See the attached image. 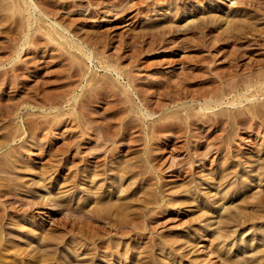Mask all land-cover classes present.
I'll return each instance as SVG.
<instances>
[{"label":"rangeland","instance_id":"obj_1","mask_svg":"<svg viewBox=\"0 0 264 264\" xmlns=\"http://www.w3.org/2000/svg\"><path fill=\"white\" fill-rule=\"evenodd\" d=\"M29 1L0 0V165L14 173H0V191L21 181L16 197L1 199L18 201L2 233L11 252L37 254L39 236L53 234L54 248L39 250L67 264H263L264 79L255 77L264 78V0ZM160 85L180 98L160 96ZM212 96L222 103L199 116L197 104ZM144 102L151 118L138 111ZM99 200L123 210L90 218ZM19 218L17 229L10 221ZM15 229L24 238L11 237Z\"/></svg>","mask_w":264,"mask_h":264},{"label":"bare ground","instance_id":"obj_2","mask_svg":"<svg viewBox=\"0 0 264 264\" xmlns=\"http://www.w3.org/2000/svg\"><path fill=\"white\" fill-rule=\"evenodd\" d=\"M31 1V0H30ZM29 1V2H30ZM48 1V0H47ZM27 2V1H26ZM55 2H57V1H55ZM60 2V1H59ZM66 2V1H65ZM40 3V2H39ZM46 3V2H45ZM44 3V4H45ZM48 3V2H47ZM22 4V3H21ZM55 4V3H54ZM31 5L32 6H34V7H36V5L32 2L31 3ZM46 5V4H45ZM58 5V4H57ZM61 5V4H60ZM31 6V7H32ZM50 6V5H49ZM72 6V5H71ZM27 7V6H26ZM42 7H43V5H42ZM47 7V6H46ZM67 7V6H66ZM30 8V7H29ZM49 8V7H48ZM31 9V8H30ZM36 9V8H35ZM38 9V8H37ZM42 9V8H41ZM47 9V8H46ZM45 8H44V10H46ZM50 9V8H49ZM63 9V8H62ZM39 10V9H38ZM37 10V11H38ZM43 10V9H42ZM17 12H18V10H16ZM30 11V10H29ZM52 11H53V9H52ZM40 12V11H39ZM55 12V11H54ZM57 12V11H56ZM43 13H44V11H43ZM42 13V14H43ZM46 13V12H45ZM23 14V13H22ZM46 14H48V13H46ZM50 14H52L53 15V13H51V11H50ZM19 15V14H18ZM49 15V14H48ZM29 16V15H28ZM50 16V15H49ZM56 16V15H55ZM30 17V16H29ZM45 17V16H44ZM46 17H47V15H46ZM53 17V16H52ZM240 21V20H239ZM237 22V21H236ZM234 23V22H233ZM237 24H239V23H237ZM236 24V25H237ZM235 25V26H236ZM231 26H233V25H231ZM238 26H242V25H238ZM237 26V27H238ZM233 28V27H232ZM239 28V27H238ZM229 29H231V27H229ZM234 29H235V27H234ZM236 30L238 31V29L236 28ZM236 31V32H237ZM240 31V30H239ZM121 57H123V56H121ZM234 57V56H233ZM228 58V57H227ZM234 59V58H233ZM238 63V62H237ZM193 65V64H192ZM195 67V66H194ZM199 67V66H198ZM117 69V68H116ZM262 71V70H261ZM119 72V71H118ZM122 72V71H121ZM206 72V71H205ZM230 72V71H229ZM3 73V72H2ZM259 74H260V71L258 72ZM262 73L263 72H261V76H263L262 75ZM121 74V73H120ZM1 75V74H0ZM3 75V74H2ZM238 75V74H237ZM241 75V74H240ZM252 75H253V73H252ZM244 76H246V75H244ZM251 76V75H250ZM186 77H187V75H186ZM235 77V76H234ZM243 77V76H242ZM241 77V78H242ZM247 77H248V73H247ZM131 78V77H130ZM222 78H223V76H222ZM237 78V77H236ZM245 78V77H244ZM256 79H255V83H261L262 81H263V79L264 78H261L260 76L258 77H255ZM187 79V78H186ZM247 79V78H246ZM252 79H254V78H252ZM183 80V79H182ZM181 80V81H182ZM237 80V79H236ZM241 80V79H240ZM3 81V80H2ZM7 81H9V80H7ZM185 81V80H184ZM183 81V82H184ZM235 81V80H234ZM10 82H11V80H10ZM9 82V83H10ZM162 83V82H161ZM164 83V82H163ZM162 83V84H163ZM236 83V82H235ZM235 83H234V85H235ZM161 84V85H162ZM164 84H166V83H164ZM168 84V83H167ZM166 84V85H167ZM175 84V83H174ZM176 84H178V83H176ZM180 84V83H179ZM237 84H238V82H237ZM161 85L159 86V89H160V87H161ZM172 85V84H171ZM183 85H185V84H183ZM219 85V84H218ZM253 85L254 84H251V81L250 80H241L240 81V84H239V86L238 87H242V86H245L246 88L245 89H249L250 87H253ZM164 87L162 88V89H160L161 91H159V90H157V93H158V91H159V95L160 96H162V97H167L168 95H169V97L170 96H172L173 97V99L174 98H180V96H179V91H178V89H177V87L175 88V90H177V92L176 91H171L170 89L173 87V85H172V87L170 88L169 86L166 88L165 87V85H163ZM179 86H182V85H178V87ZM220 86V85H219ZM237 86V85H236ZM217 87V86H216ZM232 87H234V86H232ZM262 87V86H261ZM156 88H157V86H156ZM174 88H173V90H174ZM180 88V87H179ZM224 88V87H223ZM133 89H134V87H133ZM155 89V88H154ZM181 89V88H180ZM184 89H186V88H184ZM183 89V90H184ZM210 89V88H209ZM209 89H207V90H209ZM216 89V88H215ZM136 90V89H135ZM196 90V89H195ZM210 90H213V88L212 89H210ZM230 90V89H229ZM232 90V89H231ZM238 90H239V88H238ZM156 91V90H155ZM181 91V90H180ZM185 91V90H184ZM188 91V90H187ZM194 91V90H193ZM204 91H205V89H204ZM220 91V90H219ZM227 91V90H226ZM257 91V90H256ZM136 92V91H135ZM208 91H206V93H207ZM212 92V91H211ZM214 92V91H213ZM217 92H218V90H217ZM231 92V91H230ZM155 93V92H154ZM244 93V92H243ZM145 94H148L147 92L145 93ZM184 94V93H183ZM183 94H181V95H183ZM196 94H198V93H196ZM210 94H212V93H210ZM139 95V94H138ZM186 96H187V94H185ZM199 95V94H198ZM206 95V94H205ZM204 95V96H205ZM209 95V94H208ZM217 95V94H216ZM246 95V94H245ZM141 96V95H140ZM143 96V95H142ZM154 96V95H153ZM207 96V95H206ZM251 96H253V94H251ZM255 96V95H254ZM71 97V96H70ZM146 97H147V95H146ZM192 97V96H191ZM196 97V96H195ZM199 97V96H198ZM219 97V96H218ZM218 97L217 96H215V97H210L209 99H204L203 101L201 100V99H197V100H199V101H202L201 103H199V104H197V107H198V109H199V111H200V114H199V116H204V117H207L208 116V114H209V111L211 112L212 110H213V108L214 107H216V106H218V105H220L221 103H222V101H219L218 100ZM237 97V96H236ZM72 98V97H71ZM129 98V97H128ZM144 98V97H143ZM142 98V99H143ZM158 98V97H157ZM186 98V97H185ZM192 98H194V97H192ZM139 99H141V98H139ZM195 99V98H194ZM246 100H248L249 101V98L247 99V98H245ZM144 100H146V98L145 99H143V101ZM164 100V99H163ZM168 100V99H167ZM175 100V99H174ZM238 100V99H237ZM115 101V100H114ZM129 101V100H128ZM148 99H147V102L146 103H148ZM172 101V100H171ZM176 101V100H175ZM182 101V100H181ZM194 101V100H193ZM198 101V102H199ZM242 101V100H241ZM241 101H239V103H241ZM245 101V100H244ZM75 102V101H74ZM174 102V101H173ZM178 102V101H177ZM192 102V101H191ZM194 102H196V101H194ZM197 102V103H198ZM78 103V102H77ZM145 102L142 104V107L141 108H138V111H140L141 112V110L143 111V113H144V118H151V116H153L154 114H156V112H155V110H153L154 109V107H152L153 109H148V107L149 106H147V105H149V104H146ZM239 103L237 102V104L239 105ZM158 104H160V103H158ZM227 104H229V105H232V106H235V105H237L236 104V100H231L230 102H227ZM254 104V103H253ZM141 105V104H140ZM178 105V104H177ZM78 106V105H77ZM251 106V105H250ZM159 106H157V108H158ZM242 107V106H241ZM245 107V106H244ZM253 107H254V105H253ZM6 108V107H5ZM4 108V110L3 111H5L6 109ZM108 108V107H107ZM246 108V107H245ZM125 109V108H124ZM123 109V110H124ZM251 109H253L252 107H251ZM245 110V109H244ZM259 110V109H258ZM120 111V110H119ZM134 111V110H133ZM236 111V110H235ZM238 111V110H237ZM1 112V111H0ZM122 112V111H121ZM120 112V114H122ZM187 112V111H186ZM185 112V113H186ZM255 112V111H254ZM130 113V112H129ZM128 113V114H129ZM188 113H189V111H188ZM216 113V112H215ZM242 113V112H241ZM253 113V112H252ZM252 113H250V115L252 114ZM71 114V113H70ZM119 114V115H120ZM138 114V113H137ZM187 114V113H186ZM194 114V113H193ZM220 114V113H219ZM243 114V113H242ZM2 115V114H1ZM4 115V114H3ZM71 115H73V114H71ZM127 115V114H126ZM188 115V114H187ZM216 115V114H215ZM218 115V114H217ZM222 115V114H221ZM258 115V114H257ZM256 115V116H257ZM262 115V114H261ZM75 116V115H74ZM114 116V115H113ZM118 116V115H117ZM192 116V115H191ZM190 116V117H191ZM210 116V115H209ZM220 116V115H219ZM260 116V115H259ZM120 117V116H119ZM195 117V116H194ZM193 117V118H194ZM212 117V116H211ZM223 117H224V115H223ZM251 117V116H250ZM258 117V116H257ZM107 118V117H106ZM129 118H130V116H129ZM132 118H133V116H132ZM135 118V117H134ZM141 118V117H140ZM144 118H142V119H138L139 121L141 120V122H143L144 124H145V119ZM172 118V117H171ZM176 118V117H175ZM183 118V117H182ZM201 118V117H200ZM203 118V117H202ZM201 118V119H202ZM209 118V117H208ZM213 118H215V117H213ZM219 118V117H218ZM218 118H216V119H218ZM221 118V117H220ZM254 118V117H253ZM54 119H55V117H54ZM112 119V118H111ZM110 119V120H111ZM119 119V118H118ZM123 119V118H122ZM121 119V120H122ZM125 119V118H124ZM160 119V118H159ZM191 119H192V117H191ZM190 119V120H191ZM205 119V118H204ZM211 119V118H210ZM210 119H208V120H210ZM135 120H136V118H135ZM134 119H133V121H135ZM137 120V121H138ZM161 120V119H160ZM165 120V119H164ZM175 120V119H174ZM181 120V119H180ZM194 120H196V118L194 119ZM206 120V119H205ZM220 120V119H219ZM251 120V119H250ZM72 121H73V119H72ZM75 121V120H74ZM118 121H120V120H118ZM123 121V120H122ZM126 121V120H125ZM130 121V120H129ZM129 121L127 122V123H129ZM167 121V120H166ZM202 121V120H201ZM215 121V120H214ZM46 122H47V120H46ZM71 122V121H70ZM150 123L152 122V121H149ZM171 122V121H170ZM173 122H175V121H173ZM213 122V121H212ZM48 123H49V121H48ZM131 123V122H130ZM129 123V124H130ZM132 123H136V122H132ZM153 123V122H152ZM168 123V122H167ZM166 123V124H167ZM196 123V122H195ZM194 123V124H195ZM215 123V122H214ZM219 123V122H218ZM222 123V122H221ZM242 123H244V122H242ZM31 124H33V123H31ZM36 124H38V122H36ZM40 124V123H39ZM101 124V123H100ZM119 124V123H118ZM140 124V123H139ZM164 124V123H163ZM176 124V123H175ZM191 124V123H190ZM136 125H137V123H136ZM148 125V124H147ZM153 125V124H152ZM168 125H169V123H168ZM170 125H172V122H171V124ZM221 125V124H220ZM223 125H224V123H223ZM36 126V125H35ZM38 126H40V125H38ZM110 126V125H109ZM117 126V125H116ZM123 126V125H122ZM160 126V125H159ZM34 127V126H33ZM86 127V126H85ZM104 127V126H103ZM107 127V126H106ZM106 127H104V131H105V128ZM148 127H150V126H148ZM147 127V128H148ZM154 127V126H153ZM165 127V126H164ZM193 127V126H192ZM220 127V126H219ZM222 127V126H221ZM40 128V127H39ZM48 128V127H47ZM46 128V129H47ZM102 128V127H101ZM108 128V127H107ZM106 128V129H107ZM126 128V127H125ZM218 128V127H217ZM223 128V127H222ZM1 129V128H0ZM28 129V128H27ZM31 129V128H30ZM30 129H28L29 131H30ZM88 129V128H87ZM97 129V128H96ZM123 129V128H122ZM129 129V128H128ZM139 129H141V127L139 128ZM158 129V128H157ZM168 129V128H167ZM170 129V128H169ZM100 130V129H99ZM117 130V129H116ZM149 130V129H148ZM148 130H146V131H148ZM165 130V129H164ZM218 130V129H217ZM34 131V130H33ZM103 131V132H104ZM126 131V130H125ZM129 131V130H128ZM141 131H142V129H141ZM153 131H154V129H153ZM152 131V132H153ZM155 131H157V130H155ZM179 131H181V130H179ZM189 131V130H188ZM109 132V131H108ZM108 132H105V134H103L102 133V131L100 132V133H102L103 135L102 136H106L107 138H111V135L108 133ZM158 132V131H157ZM156 132V133H157ZM182 132V131H181ZM180 132V133H181ZM191 132H193V131H191ZM32 133V132H31ZM97 133H98V131H97ZM96 133V137H98L99 135ZM123 133V132H122ZM128 133H130V132H128ZM140 133V132H139ZM148 133V132H147ZM174 133V132H173ZM178 133V132H177ZM3 134V133H2ZM117 134V133H116ZM141 134V133H140ZM126 135H127V133L125 134V135H122V136H124V137H126ZM192 135V134H191ZM195 135V134H194ZM5 136H6V134H5ZM105 136H104V138H105ZM115 135H113V137H114ZM130 136V135H129ZM156 136V135H155ZM9 137V136H8ZM149 137V136H148ZM153 135H152V138L151 139H153ZM187 137L189 138V136L187 135ZM1 138V137H0ZM106 138V139H107ZM137 138H139V137H137ZM147 138V137H146ZM9 139V138H8ZM131 139H132V137H131ZM6 140V139H5ZM75 140V139H74ZM133 140V139H132ZM135 140V139H134ZM130 140L128 139V142H129ZM3 142H4V139H3ZM118 142V141H117ZM116 142V143H117ZM135 142V141H134ZM226 142V141H225ZM75 143V142H74ZM217 143H219V142H217ZM216 143V144H217ZM104 144V143H103ZM212 143H210V145H211ZM102 145V144H101ZM223 145H224V143H223ZM96 146V145H95ZM99 146V145H98ZM213 146V145H212ZM100 147H103V146H100ZM8 148V147H7ZM10 148V147H9ZM75 148V147H74ZM78 148V147H77ZM98 148V147H97ZM15 150V149H14ZM101 150V149H100ZM6 151V150H5ZM11 151V150H10ZM73 151V150H72ZM75 151V150H74ZM103 151V150H102ZM7 153V152H6ZM11 153V152H10ZM5 154V153H4ZM12 154V153H11ZM10 154V155H11ZM9 155V156H10ZM72 156V155H71ZM5 157H6V155H5ZM8 157V156H7ZM82 157H84V156H82ZM93 157V156H92ZM102 157V156H101ZM2 158V157H1ZM0 158V159H1ZM85 158V157H84ZM8 159V158H7ZM87 159V158H86ZM72 160V159H71ZM1 161H3V162H5V160H2L1 159ZM10 162V161H9ZM74 162V161H73ZM99 162V161H98ZM101 162V161H100ZM108 162V161H107ZM6 163V162H5ZM9 164V163H8ZM7 165V164H6ZM93 165V164H92ZM102 165V164H101ZM112 165V164H111ZM100 166V165H99ZM98 166V167H99ZM119 166V165H118ZM117 166V167H118ZM120 166H121V163H120ZM7 168H8V165L6 166ZM5 167V164H3V163H1V165H0V173L1 174H4L8 169ZM97 167V166H96ZM121 167H124V166H121ZM127 167H128V165H127ZM26 168H28V167H26ZM68 168V167H67ZM120 168V167H119ZM125 168V167H124ZM11 169V168H10ZM14 170V169H13ZM93 170V169H92ZM101 170V169H100ZM116 170V169H115ZM118 170V169H117ZM116 170V171H117ZM129 170V169H128ZM10 171H12V170H10ZM39 171V170H38ZM119 171V170H118ZM118 171H117V174H118ZM30 172V171H29ZM47 172V171H46ZM99 172V171H98ZM7 173V172H6ZM5 173V174H6ZM10 173H13V172H10ZM9 173V171H8V173L7 174H9V176L7 177L6 175H5V178H9L10 179V175H13V174H10ZM16 173V172H15ZM45 173V172H44ZM38 173H36V175H37ZM89 175H91V174H89ZM94 175H96V174H94ZM14 176V175H13ZM13 176H11V178L13 177ZM18 176V175H17ZM17 176H15L14 178H12V179H18V178H16ZM97 176V175H96ZM117 176V175H116ZM39 177H41V176H39ZM74 177V176H73ZM98 177V176H97ZM4 178V176H2V175H0V185H2V180L3 181H6V179L4 180L3 179ZM89 178V177H88ZM91 178V177H90ZM93 178V177H92ZM100 178V177H99ZM152 178V177H151ZM9 179H8V181H9ZM11 179V180H12ZM22 179V178H21ZM75 179V178H74ZM116 179V178H115ZM16 180H15V182H12V185L14 186V187H16V186H18V185H16V184H18V182H21V181H17V183H16ZM36 180V179H35ZM89 180V179H88ZM110 180V179H109ZM119 180V179H118ZM13 181V180H12ZM27 181V180H26ZM38 181V180H37ZM115 181V180H114ZM34 182H36V181H34ZM72 182V181H71ZM75 182V181H74ZM113 182V181H112ZM118 182V181H117ZM116 182V183H117ZM102 183V182H101ZM115 183V182H114ZM26 184V183H25ZM25 184H24V186H25ZM33 184V183H32ZM32 184H31V186H32ZM5 185H6V183H5ZM27 185V184H26ZM81 185V184H80ZM244 185V184H243ZM3 186V185H2ZM2 186H0V187H2ZM7 186H8V184H7ZM28 186H30V185H28ZM44 186L45 185H43V188H44ZM70 186V185H69ZM81 186H83V185H81ZM117 186V185H116ZM9 187V189H7ZM6 189H2L1 191H0V264H67L69 261H71V259H66L67 261H58V259L57 258H52V256H51V254H50V256H51V259H50V257H48L49 255H47V254H43L44 252H42L41 250H39V248L40 247H43V249L45 248L44 246H48V245H50V247L52 246H54V245H52V244H54V242H55V236H53V234L52 235H49L48 236V234L46 235V237L44 236V237H41V236H39V238H38V235H37V237L36 238H38V240H40V242H38V240L36 239V241L38 242L37 244V246H35V248H37L38 249V251H40V252H38L37 254H36V252L37 251H35V254H30L29 253V250L27 251L26 249H25V251L23 250V251H18V248L16 249V251H13V252H11L12 250H11V248L9 247V246H7L5 243V240L2 238L3 237V235H2V233H3V231H5V228H4V225H5V221L8 219L9 220V218H12L10 215V213H16L17 211H18V208L19 207H14L13 205H16L15 203L16 202H18L16 199H14V198H7V199H5V200H1L2 199V197L4 196V194L6 193V196L8 195L7 193H10V194H12L11 196H13V197H16L14 194H15V192H14V190H13V188L14 187H11L10 186V184H9V186H8ZM11 187V188H10ZM18 187H20V186H18ZM41 187V186H40ZM159 187V186H158ZM3 188V187H2ZM5 188V187H4ZM42 188V189H43ZM95 188V187H94ZM118 188V187H117ZM240 188V187H239ZM249 187H246L245 189H248ZM16 189V188H15ZM20 189V188H19ZM25 189V188H24ZM33 189V188H32ZM36 189V188H35ZM44 189H46V188H44ZM50 189H52V188H50ZM61 189V188H60ZM87 189V188H86ZM120 189V188H119ZM47 190V189H46ZM70 190V189H69ZM35 191V190H34ZM58 191H60V190H58ZM95 191V190H94ZM160 191V190H159ZM248 191V190H247ZM29 192V191H28ZM92 192V191H91ZM118 192H119V190H118ZM117 192V193H118ZM163 192V191H162ZM47 193V192H46ZM54 193V192H53ZM88 193V192H87ZM86 193V194H87ZM9 194V195H10ZM83 194V193H82ZM93 194V193H92ZM24 195H26V194H24ZM47 195H49V197H47V198H49V201H50V196L53 198V196H52V193H51V195L48 193V194H46V196ZM54 195V194H53ZM69 195V194H68ZM161 195V194H160ZM41 196L43 197V195L41 194ZM77 196V195H76ZM198 196V195H197ZM5 197V196H4ZM31 197V196H30ZM71 197V196H70ZM95 197V196H94ZM111 197V196H110ZM18 198H19V196H18ZM36 198V197H35ZM46 198V197H45ZM57 198V197H56ZM86 198V197H85ZM200 198V197H199ZM260 199L262 198V197H259ZM22 199V198H21ZM39 199V198H38ZM38 199H36V200H38ZM71 199V198H70ZM76 199V198H75ZM108 199V198H107ZM146 199V198H145ZM33 200V199H32ZM31 200V201H32ZM55 200V199H54ZM101 200H103V199H101ZM119 200V199H118ZM262 200V199H261ZM25 201V200H24ZM27 201V200H26ZM34 201H35V199H34ZM44 201V200H43ZM52 201H53V199H52ZM68 201V200H67ZM76 201V200H75ZM83 201V200H82ZM104 201V200H103ZM106 201V200H105ZM120 201V200H119ZM144 201V199L143 200H141V202H143ZM258 201V200H257ZM28 202V201H27ZM27 202H24V203H27ZM45 202V201H44ZM64 202V201H63ZM69 202V201H68ZM99 202H100V200H99ZM140 202V203H141ZM145 202V201H144ZM143 202V203H144ZM149 202V201H148ZM147 202V203H148ZM248 202V201H247ZM251 202V201H250ZM261 202V201H260ZM41 203H42V201H41ZM61 203V202H60ZM106 205H105V204ZM104 203H102V202H100V203H97L98 205H97V207H96V209H93L91 212H90V210H89V212L91 213V215H90V218H97V219H105V218H103V216L106 214V215H108V210L110 211V209L112 208V206L111 205H113V209L115 208V213L117 212L116 210H120L121 211V209L123 208L122 206H119V205H114L113 203L112 204H110V203H106V202H104ZM118 203V202H117ZM152 203V202H151ZM150 203V204H151ZM21 204H23V202L21 203ZM21 204H18L19 206L21 205ZM40 204V203H39ZM55 204V203H54ZM59 204V203H58ZM92 204V203H91ZM110 204V205H109ZM121 204V203H120ZM244 204H245V202H244ZM249 204V203H248ZM29 206V209L30 210H33V208H36V207H34V206H37L38 205V202H35V203H31L30 202V204H28ZM47 205V204H46ZM49 205V204H48ZM57 205V204H56ZM60 205V204H59ZM62 205H64V204H62ZM65 205H66V203H65ZM69 205V204H68ZM102 205H104V207L102 206ZM145 205H146V203H145ZM264 205V204H263ZM22 206V205H21ZM20 206V208H23V207H21ZM41 206V205H40ZM61 206V205H60ZM73 206V205H72ZM75 206V205H74ZM240 206V205H239ZM243 206V205H242ZM58 207V206H57ZM103 207V208H102ZM122 207V208H121ZM208 207V206H207ZM246 207V206H245ZM253 207V206H252ZM257 207V206H256ZM66 208H68V207H66ZM77 208V207H76ZM94 208V207H93ZM100 208H102L101 210H100ZM121 208V209H120ZM238 208V207H237ZM248 208H250V206L248 207ZM254 208V207H253ZM252 208V209H253ZM62 209V208H61ZM69 209H70V207H69ZM73 209H75V207L74 208H72V209H70L71 211L73 210ZM81 209V208H80ZM83 209V208H82ZM81 209V210H82ZM92 209V208H91ZM99 209V210H98ZM143 209V208H142ZM152 209V208H151ZM151 209L150 210H148V211H151ZM241 209V208H240ZM245 209V208H244ZM247 209V208H246ZM20 210V209H19ZM22 210V209H21ZM66 210V209H65ZM64 210V211H65ZM76 210V216H77V209H75ZM74 210V211H75ZM80 210V211H81ZM118 210V211H119ZM123 210V209H122ZM216 210V209H215ZM249 210V209H248ZM83 211H85V209L83 210ZM88 211V210H87ZM120 211H119V213H120ZM238 211H240L239 210V208H238ZM244 211V210H243ZM243 211H241V212H243ZM69 212V211H68ZM105 212H107V213H105ZM111 212V214H113L112 212H114V211H110ZM125 212V211H124ZM123 212V213H124ZM147 212V211H146ZM218 212V211H217ZM225 212V211H224ZM240 212V213H241ZM84 213V212H83ZM104 213V215L102 216V214ZM119 213H118V215H119ZM127 213V212H126ZM126 213H124V214H126ZM149 213V212H148ZM148 213H147V215H148ZM151 213V212H150ZM230 213V212H229ZM238 213V212H237ZM73 214V213H72ZM79 214V213H78ZM136 214V213H135ZM145 214V213H144ZM217 214V213H216ZM219 214V213H218ZM226 214V213H225ZM224 214V215H225ZM231 214V213H230ZM239 214V213H238ZM243 214V213H242ZM44 215H48L47 214V212H45L44 213ZM83 215H86V214H83ZM82 215V216H83ZM120 215H122V214H120ZM228 215V214H227ZM79 216H81V215H79ZM78 216V217H79ZM128 216H129V214H128ZM235 216V215H234ZM245 216V215H244ZM105 217V216H104ZM117 217H119V216H117ZM147 217V216H146ZM227 217V216H226ZM229 217V216H228ZM231 217H232V214H231ZM14 218H18V216H16V217H13L12 219H14ZM74 218V217H73ZM81 218V217H80ZM84 218V217H83ZM128 218H130V216L128 217ZM220 218H221V216H220ZM223 219H224V217H222ZM230 218V217H229ZM244 218V217H243ZM21 219H23V221H25L26 219L27 220H29V217L27 216L26 218H25V220H24V218H23V216L21 217ZM20 218H19V220H11L10 221V223L15 227L16 225H18V223H21V225H23V221L21 220ZM123 219V218H122ZM125 219V218H124ZM253 219V218H252ZM72 220V219H71ZM78 220V219H77ZM80 220V219H79ZM226 220V219H225ZM240 220V219H239ZM247 220V219H246ZM254 220V219H253ZM13 221V222H12ZM89 221H90V219H89ZM120 221V220H119ZM125 221L128 223V221L125 219ZM220 221V220H219ZM224 221V220H223ZM228 221V220H227ZM238 221V220H237ZM241 221V220H240ZM61 222V221H60ZM91 222V221H90ZM92 222H93V220H92ZM123 222V221H122ZM239 222V221H238ZM242 222H244V220L242 221ZM69 223V222H68ZM79 223H80V221H79ZM85 223H87V222H85ZM119 223V222H118ZM121 223V222H120ZM135 223H137V222H135ZM134 223V225H136ZM220 223V225H221V222H219ZM241 223V222H240ZM239 223V224H240ZM245 223V222H244ZM7 224V223H6ZM9 224V223H8ZM78 224V223H77ZM91 224V223H90ZM93 224V223H92ZM103 224V223H102ZM138 224V223H137ZM211 224V223H210ZM226 224H227V222H226ZM225 224V225H226ZM63 225V224H62ZM80 225V224H79ZM79 225H76V226H79ZM94 226H95V224H93ZM93 225H91V226H93ZM123 225H124V223H123ZM134 225H133V227H134ZM212 225V224H211ZM60 226V225H59ZM75 226V227H76ZM87 226V225H86ZM86 226H84V227H86ZM99 226V225H98ZM120 226V225H119ZM138 226V225H137ZM210 226V225H209ZM209 226H207V227H209ZM11 227V226H10ZM21 226H19V228H20ZM58 227V226H57ZM69 227V226H68ZM102 227V226H101ZM111 227V226H110ZM121 227V226H120ZM130 227H132L131 225H130ZM139 227V226H138ZM137 227V228H138ZM225 227V226H224ZM7 228V227H6ZM16 228H17V226H16ZM21 228H23V226L21 227ZM20 228V229H21ZM25 228V227H24ZM24 228L22 229L23 231H24ZM87 228V227H86ZM93 228V227H92ZM95 228V227H94ZM99 228V227H98ZM122 228V227H121ZM120 228V230H122ZM126 228V227H125ZM210 228V227H209ZM18 229V228H17ZM37 229H42V226H39V228H37ZM69 229V228H68ZM67 229V230H68ZM85 229V228H84ZM26 230V229H25ZM36 230V229H35ZM81 230V229H80ZM80 230H78V231H80ZM123 230H124V228H123ZM133 230V228L131 229V231ZM140 230H142V229H140ZM221 230V229H220ZM224 230V229H223ZM10 231V230H9ZM28 231V230H27ZM90 231H91V229H90ZM93 231V230H92ZM114 231V230H113ZM119 231V230H118ZM130 231V230H129ZM130 231V232H131ZM222 231V230H221ZM227 231V230H226ZM230 231V230H229ZM232 231V230H231ZM230 231V232H231ZM234 231V230H233ZM7 232V231H6ZM6 232H4V234H6ZM47 232H48V230H47ZM50 232V231H49ZM52 232V231H51ZM50 232V233H51ZM61 232V231H60ZM94 232H96V231H94ZM120 232V231H119ZM118 232V233H119ZM125 233H122V232H120V233H122V235L123 234H126V232L128 233V231H124ZM228 232V231H227ZM229 232V233H230ZM18 234V235H21V236H18V238L19 237H23L24 238V232L22 233V232H20L19 230H13L12 231V234H10L11 235V237H12V235L13 234ZM22 233V234H21ZM28 233H30V232H28ZM64 233V232H63ZM80 233V232H79ZM89 233H91V232H89ZM115 233V232H114ZM117 233V232H116ZM120 233H119V235H120ZM136 233L138 234V232H135V235H136ZM221 233H223V231L221 232ZM224 233H226V232H224ZM233 233V232H232ZM7 234H8V232H7ZM59 234H61V233H59ZM81 234V233H80ZM92 234H94L93 232H92ZM96 234V233H95ZM220 233H218V235H219ZM9 235V236H10ZM33 235V234H32ZM39 235H41V234H39ZM42 235H45V233L43 234L42 233ZM61 235H63V234H61ZM97 235H100V234H97ZM104 235V234H103ZM141 235V234H140ZM227 235V234H226ZM225 235V237H227ZM6 236V235H5ZM102 236V235H101ZM221 236V234L219 235V237ZM229 236V235H228ZM14 237H15V235H14ZM13 237V238H14ZM17 237V236H16ZM53 237V238H52ZM90 237V236H89ZM88 237V238H89ZM212 237V236H211ZM214 237V236H213ZM218 237V236H217ZM224 237V236H223ZM8 238V237H7ZM17 238V239H18ZM22 238V239H23ZM88 238H87V240H88ZM91 238V237H90ZM216 238V237H215ZM228 238V237H227ZM229 238H230V236H229ZM21 239V240H22ZM132 239H133V237H132ZM214 239V238H213ZM219 239V238H218ZM222 239V238H221ZM14 240H16V238L14 239ZM19 240V239H18ZM58 241H59V239H57ZM6 241H8V240H6ZM51 241H53V242H51ZM182 241V240H181ZM214 241H216V240H214ZM222 241V240H221ZM232 241V240H231ZM10 243H11V241H9ZM16 242V241H15ZM21 242V241H20ZM35 242V241H34ZM219 242V241H218ZM13 243V242H12ZM11 243V244H12ZM30 243V242H29ZM217 243V242H216ZM221 243V242H220ZM56 244H58V243H55V246H56ZM218 244V243H217ZM14 246H15V248L16 247H21L22 245L20 244V243H15V244H13ZM12 245V246H13ZM21 245V246H20ZM24 245V244H23ZM29 245H31V244H29ZM14 246H13V248H14ZM27 246H28V244H27ZM33 247H34V245H33ZM49 247V246H48ZM47 247V248H48ZM176 247V246H175ZM22 248H24V247H21V250H22ZM25 248H27V247H25ZM28 248H29V246H28ZM32 248V247H31ZM54 248V247H53ZM177 248V247H176ZM175 248V249H176ZM37 249H33V250H37ZM40 249H42V248H40ZM48 249H50L51 251H52V248H48ZM181 249V248H180ZM179 249V250H180ZM157 250V249H156ZM182 250H183V248H182ZM224 250V249H223ZM258 250V249H257ZM256 250V251H257ZM48 251V250H47ZM54 251V250H53ZM58 251H59V249H58ZM72 251H74L72 248L70 249L69 248V251H68V254L70 255L71 253H72ZM116 251V250H115ZM176 251V250H175ZM255 251V252H256ZM31 252V251H30ZM34 252V251H33ZM46 252V251H45ZM132 252V251H131ZM149 252V251H148ZM228 252V251H227ZM257 252H259V251H257ZM261 252H263V251H261ZM48 253V252H47ZM49 253H50V251H49ZM102 253V252H101ZM112 253H114V256H113V258H119L120 259V257L122 256V255H124V252L123 251H116V252H112ZM140 253V252H139ZM167 253V252H166ZM260 253V252H259ZM53 254H54V252H53ZM68 254H67V256H66V258H68ZM141 254V253H140ZM143 254H144V251H143ZM176 254V253H175ZM263 254V255H262ZM83 255V254H82ZM90 255V254H89ZM91 255H93V254H91ZM146 255V254H145ZM157 255V254H156ZM261 255H262V257L264 256V252L263 253H261ZM81 256V255H80ZM84 256H86L85 254L83 255V257ZM98 256V255H97ZM136 256V255H135ZM184 256H185V254H184ZM77 257H79V256H77ZM87 257H89V256H87ZM101 257V256H100ZM147 257V256H146ZM73 258H75V257H73ZM80 258V257H79ZM137 258V257H136ZM162 258V257H161ZM77 259V258H76ZM103 259V258H102ZM182 259V258H181ZM184 259V258H183ZM74 260V259H73ZM107 260V259H106ZM105 260V261H106ZM134 260H136V259H134ZM76 261V260H75ZM86 261H87V264H94V258H91V259H86V260H82L81 261V263L82 262H85L86 263ZM156 261V260H155ZM234 261V260H233ZM233 261H230L231 263L233 262ZM80 262V261H79ZM108 262V261H107ZM109 262L111 263V264H114V261L112 260V258L111 259H109ZM173 262V261H172ZM171 262V263H172ZM229 262V263H230ZM238 262V261H237ZM74 263V262H73ZM84 263V264H85ZM161 263V262H160ZM168 263V262H167ZM177 263V262H176ZM72 264V263H71ZM77 264V263H76ZM80 264V263H79ZM95 264H97V263H95ZM134 264H135V262H134ZM146 264V263H145ZM178 264V263H177ZM232 264H234V263H232ZM235 264H236V262H235ZM264 264V263H263Z\"/></svg>","mask_w":264,"mask_h":264}]
</instances>
